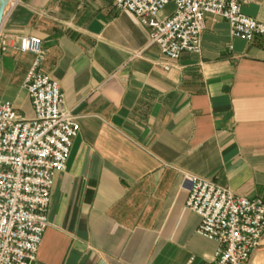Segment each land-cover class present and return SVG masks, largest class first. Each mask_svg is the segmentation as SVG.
<instances>
[{"label":"crops","instance_id":"1","mask_svg":"<svg viewBox=\"0 0 264 264\" xmlns=\"http://www.w3.org/2000/svg\"><path fill=\"white\" fill-rule=\"evenodd\" d=\"M243 13L264 23V0ZM40 38L80 132L54 177L36 264H208L215 243L186 208L188 178L264 197V38L208 15L200 55L170 70L148 29L111 0H11L0 28V100L33 117L22 37ZM264 240L249 264H262Z\"/></svg>","mask_w":264,"mask_h":264},{"label":"built area","instance_id":"2","mask_svg":"<svg viewBox=\"0 0 264 264\" xmlns=\"http://www.w3.org/2000/svg\"><path fill=\"white\" fill-rule=\"evenodd\" d=\"M111 1L148 29L165 70L183 53L201 54L208 15L225 20L236 39L264 38V23L242 11L248 0ZM19 50L34 57L24 81L34 115L24 118L12 102L0 100V264L37 263L54 177L65 170L80 132L59 83L40 69L46 57L42 40L22 37ZM187 180L186 208L200 217L197 234L216 245L208 264H249L264 240V197L248 199L213 181Z\"/></svg>","mask_w":264,"mask_h":264},{"label":"water","instance_id":"3","mask_svg":"<svg viewBox=\"0 0 264 264\" xmlns=\"http://www.w3.org/2000/svg\"><path fill=\"white\" fill-rule=\"evenodd\" d=\"M11 0H0V28L3 23L4 15H5V10L7 6L9 5Z\"/></svg>","mask_w":264,"mask_h":264},{"label":"rangeland","instance_id":"4","mask_svg":"<svg viewBox=\"0 0 264 264\" xmlns=\"http://www.w3.org/2000/svg\"><path fill=\"white\" fill-rule=\"evenodd\" d=\"M171 10H172V7L169 6V7L165 10L164 15L168 14ZM262 264H264V259H263V263H262Z\"/></svg>","mask_w":264,"mask_h":264}]
</instances>
